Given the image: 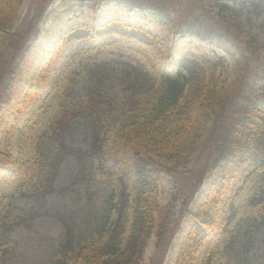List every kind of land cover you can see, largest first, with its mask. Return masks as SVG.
Masks as SVG:
<instances>
[{"label": "trees", "instance_id": "16d2710c", "mask_svg": "<svg viewBox=\"0 0 264 264\" xmlns=\"http://www.w3.org/2000/svg\"><path fill=\"white\" fill-rule=\"evenodd\" d=\"M49 1L43 0L45 5ZM93 1L98 9L112 0ZM117 1L150 12L151 0ZM206 1L213 0H192L187 8L174 2L163 17L176 32L186 24L184 33L204 36L212 26L198 18ZM232 1L215 0L220 12L211 18L212 23L232 24L230 35L220 34L228 40V60L225 55L180 53L141 22L122 17L101 24L75 22L34 58L39 16L21 28L17 23L24 0H0V257L8 253L9 236L24 220L6 202L4 187L23 175L36 118L57 96L55 114L31 142L32 160L41 171L43 162L51 172L48 178L39 175L30 193L52 190L56 159L69 148L102 166L112 191L109 214L98 235L78 245L69 240L54 264H141L153 237L156 256L161 243L175 246L174 264L220 262L234 239L239 201L264 172V22L256 28L251 7L241 13ZM244 1L259 7L257 0ZM57 11L54 8L49 19ZM189 11L196 16L185 21ZM112 35L132 39L147 50L141 52L147 65L129 71L130 80L120 92L111 82L119 76L98 75L91 64H77L80 52L68 56L81 39L100 41ZM86 74L84 90L77 92L79 77ZM82 125L90 133L86 149L72 144ZM112 150L117 155L115 170L105 166ZM203 158L204 165L184 169ZM214 170L213 180L197 198H185L180 209L185 226L172 242L175 203L160 200L161 183L169 176L200 175L198 191ZM23 189L22 193L29 191L25 184Z\"/></svg>", "mask_w": 264, "mask_h": 264}, {"label": "rangeland", "instance_id": "374dc122", "mask_svg": "<svg viewBox=\"0 0 264 264\" xmlns=\"http://www.w3.org/2000/svg\"><path fill=\"white\" fill-rule=\"evenodd\" d=\"M174 2H178L182 8H187L192 0H151V4H147V6L151 5L148 10L150 12L147 14L137 8L120 5L117 0L105 2L98 9L93 6V0H50L47 5L43 0H24L17 24L21 28H27L34 18L39 16L35 27L39 28L40 36L38 39H33L34 58L40 57L59 34L75 22L101 24L108 19L122 17L131 22H141L165 38L180 53L191 51L212 57L225 55L230 60L231 56L226 53L225 49L228 40H223L220 34L230 35L234 29L228 20L224 23L218 21L212 23V15L218 18L220 12L215 0L206 1L205 9H202L198 17L212 25L206 29L204 36L184 33L186 24L179 32L175 31L171 21L163 17L167 11L171 10ZM256 2L259 3L258 8L244 0H234L231 3L241 13L251 7L252 18L258 28L257 25L264 22V3L261 0ZM54 8L58 11L55 17L51 16L49 19V14ZM151 11H159V13ZM190 14V11L185 14V21L189 19ZM195 16L192 14L191 17ZM225 16L227 18L229 14ZM146 51V47L132 39L112 35L100 41L81 39L72 46L68 56L80 52V60L77 64H91L98 68V75L103 76L104 74L109 78H114V75L119 76L120 80L111 82L114 89L120 92L123 84L125 86L130 80L129 71L147 65V60L141 53ZM88 76V74L80 75L81 81L77 92L84 90V81ZM57 107V96L51 97L46 102L42 112L36 118L35 127L28 141V148L31 152L30 161L24 168L23 175L13 182L6 183L4 187L6 202L10 201V207L15 213L23 215L24 220L10 234L9 251L4 257H0V264H54L59 252L69 240L76 245L84 243L92 236L98 235L107 220V214H109L107 198L112 191L111 178L102 171L103 167L96 161L84 158L83 152L70 148L65 150V154L56 159L54 168L56 176L51 181L52 190L38 196L30 193L33 192V183L37 177L42 174L43 178H48L51 172L50 167L47 168L43 162L41 165L44 170L41 171L39 163L32 160L34 151L31 142L47 127ZM83 126L74 132L72 144L86 149L90 142L88 138L90 133ZM205 162L206 158L194 160L184 169H193L198 164L204 165ZM105 166L107 169L118 168L117 155L114 150L109 152ZM214 173L215 170L205 176L198 191L196 186L200 175L189 178L181 175L169 176L161 183L160 200L166 202L173 199L175 203L176 214L172 227L175 232L170 233L173 238L172 242L176 240L185 226L186 217L182 216L180 210L185 198L192 195L197 198L211 183ZM24 184L29 191L22 193ZM239 206L241 211L237 216L233 242L218 264H264V172L257 181L251 182L239 201ZM161 246L162 250L156 256L157 251L153 240L141 264H174L177 256L175 246H172V243L167 245V241L161 243Z\"/></svg>", "mask_w": 264, "mask_h": 264}]
</instances>
